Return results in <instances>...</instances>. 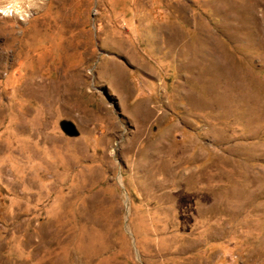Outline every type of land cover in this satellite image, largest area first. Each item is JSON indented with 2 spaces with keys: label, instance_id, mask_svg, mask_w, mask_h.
Wrapping results in <instances>:
<instances>
[{
  "label": "rangeland",
  "instance_id": "1",
  "mask_svg": "<svg viewBox=\"0 0 264 264\" xmlns=\"http://www.w3.org/2000/svg\"><path fill=\"white\" fill-rule=\"evenodd\" d=\"M0 264H264V0H0Z\"/></svg>",
  "mask_w": 264,
  "mask_h": 264
}]
</instances>
